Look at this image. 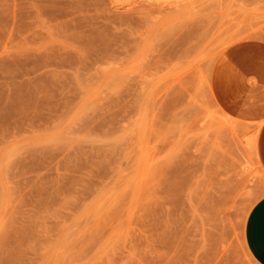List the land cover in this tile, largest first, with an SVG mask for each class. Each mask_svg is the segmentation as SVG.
Masks as SVG:
<instances>
[{
  "label": "rangeland",
  "instance_id": "obj_1",
  "mask_svg": "<svg viewBox=\"0 0 264 264\" xmlns=\"http://www.w3.org/2000/svg\"><path fill=\"white\" fill-rule=\"evenodd\" d=\"M264 0H0V264H256Z\"/></svg>",
  "mask_w": 264,
  "mask_h": 264
},
{
  "label": "crops",
  "instance_id": "obj_2",
  "mask_svg": "<svg viewBox=\"0 0 264 264\" xmlns=\"http://www.w3.org/2000/svg\"><path fill=\"white\" fill-rule=\"evenodd\" d=\"M264 104L261 100L254 106ZM246 251L256 264H264V197L258 200L249 211L243 230Z\"/></svg>",
  "mask_w": 264,
  "mask_h": 264
}]
</instances>
